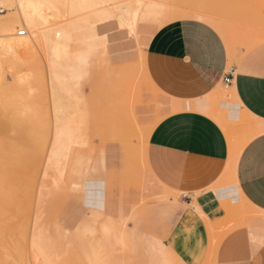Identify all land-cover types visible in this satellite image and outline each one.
Masks as SVG:
<instances>
[{
  "label": "rangeland",
  "instance_id": "1",
  "mask_svg": "<svg viewBox=\"0 0 264 264\" xmlns=\"http://www.w3.org/2000/svg\"><path fill=\"white\" fill-rule=\"evenodd\" d=\"M10 1L0 0V18L6 19ZM53 3L42 7L48 26L60 25L65 32L62 39L49 32L63 44L62 54L45 56L39 47L0 49V94L17 98L3 110L9 122L0 127V151L9 153L0 182L7 194L10 233L15 232L0 248V263L23 264L26 258L27 264H180L167 252L154 256L147 249L150 236L139 232L141 209L153 201L135 194L144 143L166 113L167 102L144 73L140 31L177 20L182 10L197 9L194 13L210 14L211 25L230 48L229 59L238 58L264 42V0ZM22 28L15 24L14 36H26L17 34ZM127 53L132 56L124 59ZM50 59L58 64L53 84ZM240 136L235 134L237 140ZM221 210V233L210 234L209 251L198 264H216L213 245L243 209L222 205Z\"/></svg>",
  "mask_w": 264,
  "mask_h": 264
},
{
  "label": "crops",
  "instance_id": "2",
  "mask_svg": "<svg viewBox=\"0 0 264 264\" xmlns=\"http://www.w3.org/2000/svg\"><path fill=\"white\" fill-rule=\"evenodd\" d=\"M195 10L140 31L144 73L167 102L144 143L135 194L153 201L141 209L139 232L198 264L210 234L221 233V206L243 209L216 239L213 259L264 264V42L229 59L210 14ZM102 195L105 204V180Z\"/></svg>",
  "mask_w": 264,
  "mask_h": 264
},
{
  "label": "bare ground",
  "instance_id": "3",
  "mask_svg": "<svg viewBox=\"0 0 264 264\" xmlns=\"http://www.w3.org/2000/svg\"><path fill=\"white\" fill-rule=\"evenodd\" d=\"M53 1L55 0H11L8 6L6 7V10H7L5 13L6 19L0 18V33L2 37H4V38H0L2 40L0 42V49L1 50L3 49L6 52L9 50L14 51L15 49L20 50V48L29 49L33 47H39L44 52L45 56L49 54V57H50L51 54L53 53L62 54V52H64L63 44H61L57 40L58 38L56 39L54 37H50L49 32L54 31L55 33L54 35L60 37L61 39L64 38L65 32L60 25H54L53 27L48 26V19L45 16L44 9L42 7V5L45 4L46 9H48L54 4ZM70 3H73V2H70ZM122 9L123 11H127V8L125 6H122ZM194 15L199 18L205 17L203 16L204 12L202 11L195 12ZM115 16L120 17L121 14L116 13ZM122 19H125V18H122ZM15 24L20 25V26L22 25L23 26L22 29H24L25 31L24 34L27 33V35L24 37L14 36L13 29L15 28ZM19 30L20 29L17 30V34ZM47 66L49 69L48 75L53 84L54 81L59 78L58 64L53 59H50V61L48 60L47 62ZM13 100H17V98L14 97V99L9 100V97L6 92H2V94H0V127L6 126V124L9 122L3 110L7 109L10 105H12ZM13 104H14V101H13ZM51 105L54 106V108L52 107V109L56 113V109L58 108L57 101L54 100V102L51 103ZM15 118L18 122H20V116H17ZM55 138H52V140L54 141ZM56 141L58 142V135H57ZM56 143L54 144L53 142L54 145H56ZM52 146L53 145H51V147ZM8 159H9V153L1 150L0 151V168H1V164L3 166L8 161ZM3 186L4 185L0 182V248L8 244V237H10V240H11V234L13 235L15 234L14 231L10 233L11 225L9 224V220H8L9 205L7 203L6 190L4 189ZM107 228L108 226L106 225V229ZM147 249L154 256H158V257L163 256L165 252H167L168 255L175 257L180 264H183L181 261L178 260V258L174 255L173 251L170 248L167 247L165 249L163 245L160 244V242L154 239H152L149 242ZM14 250L16 252L18 251L20 252V250H17L16 247H14ZM0 264H11V263L3 260V262H1ZM20 264L22 263L20 262ZM23 264H27L26 258Z\"/></svg>",
  "mask_w": 264,
  "mask_h": 264
},
{
  "label": "built area",
  "instance_id": "4",
  "mask_svg": "<svg viewBox=\"0 0 264 264\" xmlns=\"http://www.w3.org/2000/svg\"><path fill=\"white\" fill-rule=\"evenodd\" d=\"M24 33H25L24 29H20V30L18 31V35H24ZM229 80H230V77H229V76H227V77L224 78V82H225L226 84L229 83Z\"/></svg>",
  "mask_w": 264,
  "mask_h": 264
}]
</instances>
